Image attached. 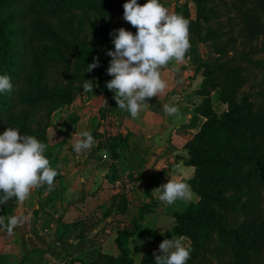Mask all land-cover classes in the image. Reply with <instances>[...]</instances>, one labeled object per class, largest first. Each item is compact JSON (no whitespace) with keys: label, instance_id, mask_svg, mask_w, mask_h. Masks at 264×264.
Returning a JSON list of instances; mask_svg holds the SVG:
<instances>
[{"label":"trees","instance_id":"1","mask_svg":"<svg viewBox=\"0 0 264 264\" xmlns=\"http://www.w3.org/2000/svg\"><path fill=\"white\" fill-rule=\"evenodd\" d=\"M73 1L0 0V75L7 74L17 85L11 92L0 93V134L9 124L28 135L32 110L46 99L64 98L67 89L48 88L51 62L68 61L52 46L57 40L53 20ZM245 5L242 25L253 37L261 30L264 0ZM202 66V81L194 94L205 97L194 107V114L204 121L185 143L189 156L185 163L195 168L187 183L199 200L177 211L172 226L163 232L143 229L139 218L133 219L131 227L117 233L120 252L100 256L97 261L103 260L98 262L133 264L127 241L137 235L153 242L188 238L191 252L186 264H211L206 252L216 249L212 236L229 249L225 264H264L259 260L264 250V107L255 108L248 96L239 95L243 83L239 65L224 61ZM215 87L220 89L218 100L227 107L220 114L207 93ZM154 252L161 254L149 249L140 264H155Z\"/></svg>","mask_w":264,"mask_h":264},{"label":"crops","instance_id":"2","mask_svg":"<svg viewBox=\"0 0 264 264\" xmlns=\"http://www.w3.org/2000/svg\"><path fill=\"white\" fill-rule=\"evenodd\" d=\"M161 74L167 88L159 97L147 98L135 119L117 107L113 91L105 97L91 93L86 106L74 112L76 133L90 131L95 144L79 153L67 145L69 151L60 158L68 168L59 171L53 190L46 185L35 200L29 194L21 207L25 223L12 235L0 227V264H104L97 259L120 252L116 235L131 227L133 219L139 218L143 229H170L172 211L152 190L170 178L187 180L194 174V167L185 163V143L204 121L194 114L200 97L192 93L202 74L177 61H170ZM163 104L177 106L179 117L166 115ZM29 199L35 201L31 209ZM140 202H147L141 212ZM160 243L130 236L133 263L148 249L159 251Z\"/></svg>","mask_w":264,"mask_h":264},{"label":"rangeland","instance_id":"3","mask_svg":"<svg viewBox=\"0 0 264 264\" xmlns=\"http://www.w3.org/2000/svg\"><path fill=\"white\" fill-rule=\"evenodd\" d=\"M253 1L160 0V3L168 9L169 13L182 15L189 21L191 47L186 53L185 61L181 63H187L189 71L198 70L200 73H202V65L207 62L231 61L239 65L243 78L239 95L248 96L253 106L260 108L264 107V15L261 16V30L253 37L247 34L241 20L242 8L246 7L245 2L249 5ZM126 2L127 0H74L71 4H66L59 17L53 20L57 40L52 46L58 51L61 50L68 61L58 62V64L55 61L51 62L48 88L58 86L67 91L64 98L59 95L57 100L46 99L37 105L31 112L27 126L30 130L28 135L35 136L47 145L45 155L50 160L51 167L58 171V175H60L59 171L68 168L60 156L65 151H69V147L76 142L75 137L78 138L75 135L76 129H79L78 125L72 123L73 118L76 117L74 112L86 106L85 102L91 97V93L96 92L102 97L110 93L105 86L106 82L113 78L106 71L111 59L106 52L114 50L113 37L109 33L121 27L133 34L137 32L136 28L123 19V4ZM137 2L143 5L147 0H137ZM94 57L99 58L100 66L87 72V65L93 62ZM85 80H95L93 92L83 91ZM16 88L17 85L13 84V89ZM198 88L199 86L194 87L192 93H195ZM189 89H192L191 85ZM219 91L220 89L216 87L207 91L212 107L218 114L227 108L218 100ZM204 97L202 96L198 103ZM60 101L61 103L58 104ZM8 127H10L9 124L3 126L2 131ZM189 179L181 181L187 182ZM45 186L32 189L30 192L32 198L39 196ZM262 196L264 205V192ZM30 199L28 200L29 209L35 204V198ZM198 200V195L194 193L193 200L189 202ZM189 202L177 201L173 205H168L172 211L173 221L174 214L182 211ZM146 205L147 202H140L137 206L139 212ZM14 214H17L15 198L9 200L6 205L0 206V215L7 217ZM115 224H117V218L113 221L114 226ZM186 241V245H189L190 240ZM211 243H213L212 247L216 246V249L213 253L206 252L211 259L210 263L225 264L228 261L229 249L216 236H212ZM144 253L133 264H140ZM129 257H131L130 254ZM131 259L133 260V257ZM259 260L264 262V250ZM262 261L260 262L263 263Z\"/></svg>","mask_w":264,"mask_h":264},{"label":"clouds","instance_id":"4","mask_svg":"<svg viewBox=\"0 0 264 264\" xmlns=\"http://www.w3.org/2000/svg\"><path fill=\"white\" fill-rule=\"evenodd\" d=\"M123 19L137 32L121 27L109 33L113 37L114 50H107L111 57L107 74L113 77L106 88L114 92L116 105L135 119L148 104L147 98L158 96L167 88L161 69L170 61L184 62L190 49L189 21L182 15L169 13L160 0H147L143 5L137 0L123 4ZM100 66L98 57L87 65V72ZM93 81L85 80L84 92H93ZM13 84L7 74L0 75V93L11 92ZM166 115L179 117V108L163 104ZM79 139L73 145L75 152L89 150L95 140L90 131L75 133ZM47 145L32 135H21L20 129L8 127L0 134V205L15 198L22 206L32 189L47 185L53 190L59 174L51 167L45 155ZM162 204L173 205L177 201L189 202L194 198L191 186L181 180L169 179L167 183L152 190ZM25 223L20 208L17 214L0 215V227L9 235L16 227ZM184 236L164 239L159 245L161 254L153 253L155 264H186L190 259L191 247ZM143 244V241H136Z\"/></svg>","mask_w":264,"mask_h":264},{"label":"water","instance_id":"5","mask_svg":"<svg viewBox=\"0 0 264 264\" xmlns=\"http://www.w3.org/2000/svg\"><path fill=\"white\" fill-rule=\"evenodd\" d=\"M18 207L20 208V212H22L21 206H18L17 203H16V208H18Z\"/></svg>","mask_w":264,"mask_h":264},{"label":"built area","instance_id":"6","mask_svg":"<svg viewBox=\"0 0 264 264\" xmlns=\"http://www.w3.org/2000/svg\"><path fill=\"white\" fill-rule=\"evenodd\" d=\"M103 157H106V155H105V154H103Z\"/></svg>","mask_w":264,"mask_h":264}]
</instances>
